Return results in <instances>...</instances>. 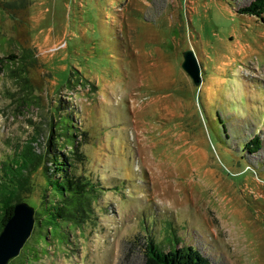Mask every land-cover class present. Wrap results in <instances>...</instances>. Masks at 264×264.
Listing matches in <instances>:
<instances>
[{"label": "rangeland", "instance_id": "374dc122", "mask_svg": "<svg viewBox=\"0 0 264 264\" xmlns=\"http://www.w3.org/2000/svg\"><path fill=\"white\" fill-rule=\"evenodd\" d=\"M251 1L0 0V177L30 147L41 161L19 196L34 212L53 199V156L86 192L62 239L34 224L27 264H143L148 239L264 264V15L239 13Z\"/></svg>", "mask_w": 264, "mask_h": 264}, {"label": "trees", "instance_id": "16d2710c", "mask_svg": "<svg viewBox=\"0 0 264 264\" xmlns=\"http://www.w3.org/2000/svg\"><path fill=\"white\" fill-rule=\"evenodd\" d=\"M239 13L256 18L262 17L264 15V0H252L249 5L240 9ZM67 83L69 84V79ZM64 124L68 128L67 122L65 123L63 119ZM260 148L261 140L259 137H254L245 146V149L251 154L256 153ZM40 161L41 156L35 154L30 147H26L15 154V158L11 159L9 163L4 164V174L0 177V232L12 216L13 206L18 202H22L19 195L27 185L30 171L34 170ZM64 162L56 156L51 158L54 167L53 175H49L48 169L44 168L45 191H49L53 199L49 200L46 193H44L38 209L34 212L36 232L38 233L43 228L49 230L53 236L59 239L63 237V227L65 225L76 226L81 217L80 215L85 211L79 201L86 192L84 193L79 188L80 186L74 181ZM38 234L40 241L46 240L45 235ZM144 248L146 254L143 264H212L192 247L164 251L154 244L151 239H148ZM21 253L24 255L23 262L27 264L30 260V254L34 253V250L24 244L19 255ZM19 255L8 264H14V260H20Z\"/></svg>", "mask_w": 264, "mask_h": 264}, {"label": "water", "instance_id": "95a60500", "mask_svg": "<svg viewBox=\"0 0 264 264\" xmlns=\"http://www.w3.org/2000/svg\"><path fill=\"white\" fill-rule=\"evenodd\" d=\"M181 68L195 86L202 82L200 69L191 51L182 54ZM34 227V209L25 202L13 206L12 216L0 232V264H8L16 258L29 238Z\"/></svg>", "mask_w": 264, "mask_h": 264}]
</instances>
